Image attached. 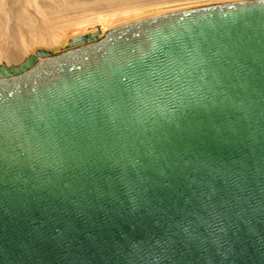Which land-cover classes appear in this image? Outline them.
<instances>
[{"label": "water", "instance_id": "water-1", "mask_svg": "<svg viewBox=\"0 0 264 264\" xmlns=\"http://www.w3.org/2000/svg\"><path fill=\"white\" fill-rule=\"evenodd\" d=\"M90 36L0 63V264H264V0Z\"/></svg>", "mask_w": 264, "mask_h": 264}, {"label": "bare ground", "instance_id": "bare-ground-1", "mask_svg": "<svg viewBox=\"0 0 264 264\" xmlns=\"http://www.w3.org/2000/svg\"><path fill=\"white\" fill-rule=\"evenodd\" d=\"M25 1L29 2V6L31 5L35 11L33 10L34 12L30 11L29 14H26L21 7L18 9V6H16L18 10H15L19 19H15H17V22L24 21L29 26L28 31L31 33V37L29 36V39L25 40L27 45L26 48L25 45H23L22 51L19 47L17 48V46L15 47L7 43L10 41H8L7 35L5 36V32L7 33V31L0 25V63H20L28 56L29 50L36 46L50 47L59 43L62 37L60 38L57 33L55 34L53 30L50 29L60 27L59 30L62 29L66 33H71L78 29L77 26L83 22L82 18H85V15L96 17L95 20H85L87 23L86 27L94 26L99 23L103 26V18L108 19L115 13L119 14L121 17V15L123 16L126 13H132L136 10L148 9L160 5H171L170 3L184 0H53V2L49 0L45 4H42L41 0H24V3ZM23 8L25 9L26 7L24 6ZM1 9H7V7L1 5ZM36 14H38V16H36ZM10 17L11 16H9V18ZM6 18L9 19L5 17L3 20L5 19L4 21H7ZM22 26H24V24ZM16 28L14 27L15 30ZM21 31H23V29ZM13 33H15L16 36L18 34L16 32ZM12 36H14V34ZM9 43L13 44L11 42Z\"/></svg>", "mask_w": 264, "mask_h": 264}, {"label": "rangeland", "instance_id": "rangeland-1", "mask_svg": "<svg viewBox=\"0 0 264 264\" xmlns=\"http://www.w3.org/2000/svg\"><path fill=\"white\" fill-rule=\"evenodd\" d=\"M47 1H49V0H41V3L45 4V3H47ZM234 1H241V0H184V1L170 3L171 5L167 4L166 6L160 5V6H155V7H151L148 9L146 8L143 10H136L132 13H126L123 16L121 15V17L119 14L115 13L112 16H110L108 19L103 18V22H102L103 26L101 23H99V24H96L94 26L86 27L87 23L85 22V20L86 21H90L93 19L95 20L96 17H93L91 15H85V18L84 17L82 18L83 22L77 26L78 29H76L75 31H73L71 33H66L62 29L59 30L60 27L59 28H57V27L51 28L50 30H53V32L55 34L57 33L60 38L62 37L60 42L53 45V46H50V47L36 46L35 48L29 50V54L35 53L38 50H46V51H49L51 54H57V53H60L62 51H65L66 49L70 48L73 45L72 43L76 42L78 37L81 35L88 34L91 36L102 37L108 30L113 29L117 26H121L124 24L134 22V21L142 20L145 18H149V17H153V16H157V15H161V14H165V13H169V12H174V11H179V10H184V9H189V8H195V7H201V6H207V5H212V4L234 2ZM51 2H53V0ZM29 4L30 3L26 2V1L24 3V0H2V1H0V20L1 19L3 20V18H5V17L9 18V16H11L9 19L6 18L7 21H4L5 20L4 19L3 21L1 20V22H0L1 27L4 28L5 31H7V33L5 32V36L7 35L8 41L10 40L9 42H11L13 44H10L9 42H7V43L9 45H12L15 47L17 46V48L19 47L21 50L24 47L23 45H25V48H26L27 43H25L26 42L25 40L29 39V36L31 37V33L28 31L29 26L24 21H18L17 22V19H19V18L17 17V12L15 9H17L16 6H18V9L21 7V9H23L24 13H26V14H29L30 11L34 12L35 9L32 8L31 5L29 6ZM1 5L6 6L7 9H1ZM22 6L23 7L25 6L26 8L24 9ZM36 16H38V14H36ZM15 18H17V19H15ZM13 20H16V21H13ZM20 24H22V25L24 24V26H22ZM9 27H10V29H9ZM14 27L15 28L17 27L16 30L14 29ZM20 28H21V30L23 29V31H21ZM18 29H19V32H18ZM8 31H10L11 33ZM13 32L18 33L17 36ZM22 32H23V34H22ZM59 33H60V35H59ZM13 34H14V36H12ZM24 52H25V50H24Z\"/></svg>", "mask_w": 264, "mask_h": 264}, {"label": "flooded vegetation", "instance_id": "flooded-vegetation-1", "mask_svg": "<svg viewBox=\"0 0 264 264\" xmlns=\"http://www.w3.org/2000/svg\"><path fill=\"white\" fill-rule=\"evenodd\" d=\"M91 37H93V36H90V38H91ZM87 38H88V37H87ZM85 40H86V39H77V41H76V42H74V43H72V44H73V45H77V44H79V43H81V42H83V43H84V42H85Z\"/></svg>", "mask_w": 264, "mask_h": 264}]
</instances>
